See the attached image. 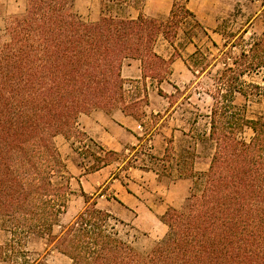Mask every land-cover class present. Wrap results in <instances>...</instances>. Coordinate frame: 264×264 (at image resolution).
<instances>
[{"label": "trees", "instance_id": "16d2710c", "mask_svg": "<svg viewBox=\"0 0 264 264\" xmlns=\"http://www.w3.org/2000/svg\"><path fill=\"white\" fill-rule=\"evenodd\" d=\"M73 1L28 0L25 12L8 22L9 40L0 41V217L11 235L0 245V262L33 264L23 243L48 236L71 264H264V116L249 120L234 103L235 94L248 96L237 81L264 68V34L242 51L245 70L236 71L231 84L220 78L210 115L216 149L204 188L183 210L166 212L168 233L150 253L140 254L121 238V222L86 194L84 210L53 234L72 194L55 138L93 144L78 118L95 110L119 109L138 121L141 98L127 88L138 81L123 78L124 62L139 60L143 79L161 83L162 70L176 56L167 61L158 55V38L174 45L188 19L202 28L190 0H174L167 21L145 16L146 0H102L140 13L135 19L103 16L95 23L81 20ZM190 33L185 31L192 42ZM200 54L197 48L188 58ZM177 58L195 74L188 59ZM228 71L233 72L226 69L225 77ZM159 95L167 96L162 90ZM245 128L253 131L249 142L240 138ZM97 147L104 155L95 171L116 154Z\"/></svg>", "mask_w": 264, "mask_h": 264}, {"label": "rangeland", "instance_id": "374dc122", "mask_svg": "<svg viewBox=\"0 0 264 264\" xmlns=\"http://www.w3.org/2000/svg\"><path fill=\"white\" fill-rule=\"evenodd\" d=\"M28 0H0V41L9 40L7 32L8 22L11 18L25 12ZM72 3V10L87 23H95L103 16L132 18L133 9L113 3H104L102 0H78ZM190 9L199 10V21L202 28L196 26L193 19H188L180 26L177 32L189 30L192 41L200 49L201 54L195 59H189L186 48L189 38H173L174 49L163 38H158L154 50L161 55L167 52L174 56H183L189 60L195 74L181 81L168 102L160 98L156 91L158 79L142 78L128 89L135 92L134 98H141L138 109L141 115L138 122L139 142L132 139L127 142V150L120 147L114 151L95 140L83 128L80 118L85 115H113L121 112L119 109L112 111L95 110L89 114H81L78 118V127L94 140V143L80 144L74 138L67 139L63 135L55 138V144L64 160L66 170L64 175L70 181L72 194L68 207L61 216L59 224L54 226L53 234L57 235L62 226L68 225L84 210L86 203L84 194L90 197L91 203H96L101 209L111 211L121 224L117 226L121 238L130 242L142 255L151 252L168 233V227L162 222L166 212L170 209L183 210L187 199L193 194H200L205 185V174L208 172L216 143L210 138L212 95L216 93L217 84L223 76L224 83L231 84L237 78L236 71L245 70L246 58H242V51H248L250 44L255 39H260L264 34V0H191ZM203 22V23H201ZM214 25L215 33L211 34L205 27ZM190 51L195 48L190 46ZM174 59V60H175ZM134 60V59H133ZM129 61H126V64ZM125 63V62H124ZM124 65V64H123ZM169 65L161 72V78L168 79L171 74ZM232 68L233 72L225 70ZM123 69V68H122ZM142 70V65H141ZM235 72V73H234ZM123 76V75H122ZM124 78V77H123ZM126 79V78H124ZM248 96L235 94L234 103L243 108V113L249 120L264 116V68L248 72L240 80ZM254 85V87H252ZM258 86V87H257ZM147 93V98L144 94ZM164 97V96H163ZM177 105V113L167 118L160 113L153 116V108L164 111ZM142 112L145 115H142ZM160 116V118H159ZM165 118V119H164ZM174 118V121L171 119ZM164 119L161 123V120ZM96 121V119H95ZM99 118H97V122ZM93 128L100 130L93 122ZM160 137L153 143V130ZM173 137L171 138V131ZM175 131V132H174ZM253 131L245 128L240 138L249 142ZM101 146L105 151L115 152L106 158L110 165L100 176L93 175L95 167L100 163L98 157L104 153L98 149ZM155 148V150H153ZM92 178L95 188H90L85 193L82 182ZM114 180H117L113 182ZM109 181V182H108ZM156 181V182H155ZM108 182V183H107ZM107 183V184H106ZM126 186L139 198L138 210L131 212L124 210V204L118 201L114 193L115 186ZM155 213L156 216H153ZM0 217V245H5L11 239L10 233L2 226ZM25 244V245H24ZM29 262L33 264H71V260L59 253L52 240L45 236L31 237L23 243ZM6 261L0 264H22Z\"/></svg>", "mask_w": 264, "mask_h": 264}, {"label": "crops", "instance_id": "0c3cea01", "mask_svg": "<svg viewBox=\"0 0 264 264\" xmlns=\"http://www.w3.org/2000/svg\"><path fill=\"white\" fill-rule=\"evenodd\" d=\"M190 2L191 0L189 1L188 5L190 4ZM75 3H78V0H76ZM173 3H174V0H146L141 12L145 16L156 19L158 21H167L171 16ZM129 9H133L136 12L132 18L133 19L137 18L140 11L134 8H131V7H129ZM190 10L196 15V18L199 19L200 9H198V11H195L194 9H190ZM199 21H202V20L199 19ZM205 29L208 30L211 34H216L214 25H210L209 28L205 27ZM181 35H183V38H187L185 34V30L183 31L181 30V34H178L176 38H180ZM160 38H163V37H160ZM165 41L168 42L167 40ZM190 46H193L195 50L190 51V48H189ZM171 48L174 49V46L171 45ZM196 49L197 47H196V43L194 42V40L192 42L189 41V45L186 48V51L189 54L188 57L192 55L196 51ZM158 55H160L162 58H164L167 61H169L173 56V54L170 52H167L165 55H161V54H158ZM126 61H129V62L126 64ZM126 61L122 69L123 77L126 79H132V80L141 79L142 78L141 62L139 60H133V59H128ZM170 67H171L170 77L161 83H157V87H156L157 92H153V96L154 94L155 95L158 94L160 98H164L165 101H167L168 106L171 105V103L168 101L170 100V97H172L174 93V92H171L169 88H171L173 91H177V87H179V83L189 78L188 73L193 75L192 71L187 67V65L181 58L171 61ZM159 90H162L167 96L163 97L159 95ZM176 108H177V105H174L169 109H165L164 111L153 108V116L154 115L158 116L160 115V113L162 114L165 113L166 114L165 118H167L170 114L174 116L177 113ZM84 117L85 119L80 118V122H82L83 128L88 132L89 135H91L93 139L100 141L102 145H104L107 148H110L114 151H119L121 147L127 150L128 148L126 145L128 141L130 142L132 139H135L139 142V133L137 129L139 126L141 127V124L135 118L131 116H127L123 112H119L113 115L112 117H109L103 114L101 116L93 115V114L90 116L85 115ZM97 118H99L98 122H97ZM164 119L161 120V123ZM171 119L174 121V118H171ZM93 122L96 124V126L100 127L101 129L97 130L96 128H93ZM155 130L156 129L153 130V143H155L156 137H160V135H158V133H156ZM172 133H173V130L171 131V138L173 137ZM153 150H155V148H153ZM105 168L95 172L93 174L95 176L89 175L88 177L97 178L96 175L100 176L101 173H103ZM100 177H101V183H104V180H102L104 179L103 178L104 176L103 177L100 176ZM91 179L92 178H89V180H87L86 178L85 183L82 182V187L85 193H89L88 191L90 188H95L96 187L95 185L100 184V182L98 184L93 183V180ZM115 181L117 180H114L113 182ZM115 189L117 190L114 193V195L115 197L118 198V201H120V203L124 204L123 208L125 211L131 212V209L133 208L136 210L139 209L138 206H139L140 201H139L137 194H135V192H133L131 189H128L126 186H123V185L121 186V188L115 186ZM153 216H156L155 213H153Z\"/></svg>", "mask_w": 264, "mask_h": 264}]
</instances>
